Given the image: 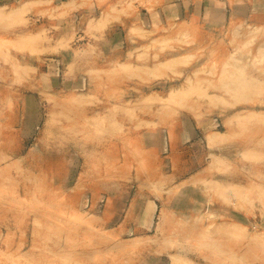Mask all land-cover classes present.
<instances>
[{
  "label": "rangeland",
  "instance_id": "1",
  "mask_svg": "<svg viewBox=\"0 0 264 264\" xmlns=\"http://www.w3.org/2000/svg\"><path fill=\"white\" fill-rule=\"evenodd\" d=\"M48 3L0 6V264H264V27Z\"/></svg>",
  "mask_w": 264,
  "mask_h": 264
},
{
  "label": "crops",
  "instance_id": "2",
  "mask_svg": "<svg viewBox=\"0 0 264 264\" xmlns=\"http://www.w3.org/2000/svg\"><path fill=\"white\" fill-rule=\"evenodd\" d=\"M44 1V0H42ZM50 1L46 7L58 0ZM9 0H0V6ZM71 0H68V3ZM77 5L71 16L83 19L94 14L107 13L106 29L112 28L113 39L107 38L108 45L119 44L116 30L125 25V51L129 47V29L139 28L156 37L165 29L178 28L189 34V51L199 45L223 36L235 25L245 23L251 27H264V0H73ZM45 5H37L34 10H42ZM108 21V22H107ZM87 43L93 42L85 33L79 34Z\"/></svg>",
  "mask_w": 264,
  "mask_h": 264
},
{
  "label": "bare ground",
  "instance_id": "3",
  "mask_svg": "<svg viewBox=\"0 0 264 264\" xmlns=\"http://www.w3.org/2000/svg\"><path fill=\"white\" fill-rule=\"evenodd\" d=\"M0 9H1V7H0ZM106 16H107V15H106ZM103 17H104V16H103ZM103 17L101 18V22H102V24L106 22V20H105L106 18L103 19ZM102 19H103V21H104V20H105V21L103 22ZM98 20H99V18H98ZM98 20H97V21H98ZM99 21H100V20H99ZM98 23H99V22H98ZM99 24H101V23H99ZM99 24H98V25H99ZM105 24H106V23H105ZM99 27H101V26H99ZM102 28H103V27H102ZM210 135H211V134H210ZM210 135L208 134L207 136H208V137H212L213 139L215 138V139H214V140L212 139L213 141L211 140V138H208V139H210V141H212L213 143L216 142V139H217V136H218L217 133L212 134L211 136H210ZM210 141L208 140V142H210ZM212 142H210V143H212ZM215 161H216V160H215ZM183 183H184V182H183ZM135 238H136V237H135ZM174 262H175V261H174Z\"/></svg>",
  "mask_w": 264,
  "mask_h": 264
}]
</instances>
